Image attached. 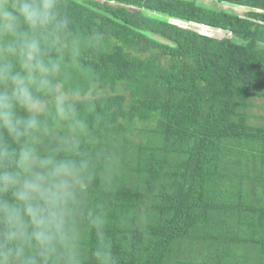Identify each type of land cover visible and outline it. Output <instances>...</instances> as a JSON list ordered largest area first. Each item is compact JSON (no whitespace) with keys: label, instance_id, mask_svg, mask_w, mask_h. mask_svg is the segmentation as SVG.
Instances as JSON below:
<instances>
[{"label":"trees","instance_id":"trees-1","mask_svg":"<svg viewBox=\"0 0 264 264\" xmlns=\"http://www.w3.org/2000/svg\"><path fill=\"white\" fill-rule=\"evenodd\" d=\"M208 1L242 14L200 0H61L78 54H63L53 91L35 92L45 110L23 139L33 171L78 173L64 210L83 264H97V220L113 264H264V0ZM0 144L20 147L2 129Z\"/></svg>","mask_w":264,"mask_h":264},{"label":"clouds","instance_id":"clouds-1","mask_svg":"<svg viewBox=\"0 0 264 264\" xmlns=\"http://www.w3.org/2000/svg\"><path fill=\"white\" fill-rule=\"evenodd\" d=\"M68 25L61 0H0V129L20 145L0 144V264H83L64 210L69 192L63 177L70 169L61 165L54 177L33 174L36 149L23 139L39 129L37 115L45 110L35 92L53 91L63 54H78ZM17 107L27 119L17 117ZM55 110L66 118L63 96L56 97ZM49 179L59 182L46 187ZM102 224L94 221L100 239L93 255L97 264H113Z\"/></svg>","mask_w":264,"mask_h":264},{"label":"rangeland","instance_id":"rangeland-1","mask_svg":"<svg viewBox=\"0 0 264 264\" xmlns=\"http://www.w3.org/2000/svg\"><path fill=\"white\" fill-rule=\"evenodd\" d=\"M201 2L200 3H203V4H207V5H210L211 7H214L216 9H222V10H226V11H230V12H233V13H236V14H242V10H238V9H234V8H230V7H225V6H222V5H218V4H214V3H211L210 1L208 0H200ZM189 27H191L192 29L200 32L201 34H204V35H207V36H210V37H221L222 36V33L221 32H218V31H212V30H209V29H206V28H202V27H194V26H190L188 25ZM121 94H123L124 96H128V93L126 92H120ZM64 99H67L65 97H63ZM256 112V110H255ZM83 128V127H82ZM82 128H79L76 130V131H72L71 133H80L83 131ZM66 135L70 136V132H67L65 133ZM53 139L55 138H58V135H53L52 136ZM52 140V138H50ZM131 139V138H130ZM134 141L136 139H133ZM137 141V140H136ZM58 149H60V147L58 145L54 146V144H52L47 150H48V154L47 156L53 154L55 151H57ZM46 156V157H47ZM38 165L35 166V169L33 171V169L31 168V171L33 174L35 175H39V176H42V177H54L55 174H56V170L58 169V167H56L54 165V163L47 167L45 164H42V163H37ZM123 176V174H121ZM117 177V176H116ZM78 178V173L77 172H71L69 171V173L67 175H65L63 177V180L64 182L67 184V187H68V192H69V195L72 196L74 193H73V184L77 181ZM59 181L58 180H55V179H49V180H46L45 181V186L46 187H54ZM79 184V183H78ZM70 190H72L70 192ZM74 197V195H73Z\"/></svg>","mask_w":264,"mask_h":264}]
</instances>
